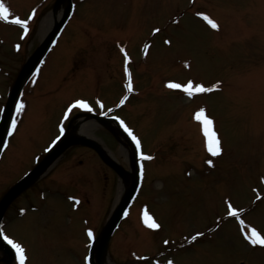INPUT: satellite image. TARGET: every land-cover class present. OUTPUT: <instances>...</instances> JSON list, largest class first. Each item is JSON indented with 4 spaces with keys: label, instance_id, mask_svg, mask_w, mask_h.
I'll return each instance as SVG.
<instances>
[{
    "label": "rangeland",
    "instance_id": "1",
    "mask_svg": "<svg viewBox=\"0 0 264 264\" xmlns=\"http://www.w3.org/2000/svg\"><path fill=\"white\" fill-rule=\"evenodd\" d=\"M0 2L10 11L7 25L0 24L1 105L22 65L41 43L43 20L55 0ZM76 3L75 16L25 88L21 100L25 107L0 163V198L44 156L59 135L58 127L67 124L61 117L63 110L75 99H84L92 108L84 109L87 113L122 117L140 137L144 151L155 156L146 163L140 196L110 244L116 264H154L159 255L165 262L172 251L177 264H264V247L251 248L238 232L243 224L256 225L264 234V0ZM33 9L39 17L35 27L14 48L15 34L23 28L12 23V17H28ZM209 20L218 27L213 28ZM32 27L31 20L29 30ZM124 47L131 59L127 88L122 86ZM129 79L132 94L125 92ZM189 80L217 87L191 97L167 87L170 81ZM201 107L213 121L224 150L219 158L204 149L203 125L192 113ZM73 110L74 114L83 111ZM97 127L93 137L129 169L132 148L119 139L123 134L117 126L109 129L116 137ZM208 160L214 166L207 167ZM57 167L63 175L53 173ZM49 173L62 183L65 193L73 189L77 193L72 194H81L88 205L74 209L54 194H44L33 199L36 209L21 217L15 213L21 204L14 205L7 215L6 232L22 244L27 264H84L87 249L82 242H87V230L102 228L123 184L85 146L70 147ZM40 189L32 190L37 195ZM31 202L30 197L22 203ZM229 204L249 208L240 223L226 215ZM146 206L157 218L158 232H146L139 222ZM208 228L216 230L208 234ZM179 241L184 242L176 245Z\"/></svg>",
    "mask_w": 264,
    "mask_h": 264
},
{
    "label": "snow or ice",
    "instance_id": "2",
    "mask_svg": "<svg viewBox=\"0 0 264 264\" xmlns=\"http://www.w3.org/2000/svg\"><path fill=\"white\" fill-rule=\"evenodd\" d=\"M35 14V9H33L32 14L28 16L27 19H21L19 16H13L12 17V23L18 26H22L24 34H27L29 28V22L32 19V16ZM198 15H202L201 13H198ZM10 16V11L9 8L3 3L0 2V19L8 20ZM206 20L208 19L207 16L204 17ZM209 23L212 25L213 28L218 27V25L212 21L209 20ZM155 31H158L155 30ZM17 48H19V45H16ZM147 48V45H145ZM127 58V57H126ZM127 71V69H126ZM167 87L171 89H181L183 92H185L188 96H192L194 93L198 92H209L212 91L214 88L217 87V84H213L210 88L204 87L202 84H193L191 80H189L187 83L181 84V83H174V82H168ZM129 90H131V81L129 79V84H128ZM127 99V97H124L121 99L120 103L123 104L124 101ZM25 105L23 102H19L16 104V112L17 114L20 113L22 109H24ZM101 108H103V104L100 105ZM73 109H86L87 111H92L91 106L89 103L84 100V99H75L73 102H71L65 112L63 113V119L67 120L72 113ZM2 111V109H0ZM103 114V113H102ZM116 119L120 122L121 126L124 128L125 132L128 133V135L131 137L132 141L135 142L137 150L140 149L141 144L139 138L133 133V130L127 126V124L120 119V117H116ZM195 119L198 121L202 122L203 125V134L206 137V147L207 151L210 152L213 156L218 155L221 151L220 148V141L217 138V134L215 131H213L212 124L213 121L205 115V109L201 107L196 113H195ZM17 126V120L13 118L11 120V128L8 132V135L11 136L14 131L16 130ZM60 134H64V126L63 124L60 125L59 128ZM60 136L56 137V140H59ZM56 140L53 141V143L56 142ZM7 142L5 141V145ZM140 157L141 159H152L151 156L145 155L143 152H140ZM209 165L212 164L211 160L206 161ZM70 199H74L73 197H70ZM78 203V201H77ZM229 208L231 209V214L235 215L236 209H233L231 207V204H229ZM240 211H243L241 209ZM144 223L149 227V228H159V224L156 223L155 220H153L150 216L147 215V213H144ZM87 235L90 238H93V231L91 229L87 230ZM202 235V233H197L196 235L192 236V239L195 240L197 236ZM0 236H2L3 240L7 242L8 245L11 246V249L14 250L15 253V260L18 261V264H26V255H25V249L21 245V243L15 241L14 239L10 238L8 235L4 234V231L2 228H0ZM246 238L250 241L251 244L256 245V244H261L264 245V236H261L260 233L257 232L255 228H251V235H246ZM167 243V241H165ZM87 260L88 258L85 257ZM168 264H172V261H169Z\"/></svg>",
    "mask_w": 264,
    "mask_h": 264
},
{
    "label": "water",
    "instance_id": "3",
    "mask_svg": "<svg viewBox=\"0 0 264 264\" xmlns=\"http://www.w3.org/2000/svg\"><path fill=\"white\" fill-rule=\"evenodd\" d=\"M61 1H64V0H59L58 3ZM69 13H70V6H68L67 9L65 10L64 16H63L61 22H58L56 24L52 33H50V35L44 40V42L41 44V46L36 50V52L32 55V57L29 59V61L23 67V69H22V71H21V73H20V75H19V77H18V79H17V81L13 87V90L11 92L9 101L7 103V108H6L4 117H3V121L1 123L0 147H1V144L4 140L5 128H6L8 122L11 118L14 105L16 103L18 94L21 90L23 83L31 75L33 70L36 68L40 59L42 58V56L46 52L47 48L49 47V42H50L51 38L53 37L55 31H57V29L63 24L65 19L68 17ZM78 142H82V143H85L87 145L93 146L99 152V154L102 156L104 161H106L108 164H110L112 167H114L127 183H130L129 188H128L120 206L118 207V209L114 213L113 217L108 222V224L106 225L105 229L103 230V232L101 234L99 245L97 248V252H98L97 259L99 260V262L98 263L95 262L94 264H102L100 262L99 258L105 254L106 249H107V245H108L110 236L114 230V227L116 226L117 222L119 221V218L121 216L122 211L128 205L130 199L134 195V191H135V188L137 186L138 178L135 174H132V173H129V172H126L125 170H123V168H121L117 163H115L111 158H109V156L106 154L104 149L102 147H100L99 144H97L96 142H94L92 140L83 139V138L78 137L74 134L67 135L66 137H64L62 139V141L60 142V144L55 148L53 153L50 154L23 182H21L15 189L11 190L4 197V199L0 203V221L3 217L4 211H5L8 203L17 194V192L15 190L17 188H21V187L25 186V184L30 182L32 180V178H34L37 175V173L40 172L41 169L45 168V166H47L57 155H59L68 146H70L74 143H78ZM2 247L4 249H6L11 256L13 255V253L10 250H8V248L5 245H2Z\"/></svg>",
    "mask_w": 264,
    "mask_h": 264
},
{
    "label": "bare ground",
    "instance_id": "4",
    "mask_svg": "<svg viewBox=\"0 0 264 264\" xmlns=\"http://www.w3.org/2000/svg\"><path fill=\"white\" fill-rule=\"evenodd\" d=\"M62 6H60L59 8H55L53 9L52 11L48 12L49 14L44 18L43 20V24L45 25L41 31V36L44 37L45 33L47 32V29L50 28L49 24H51L52 22V16H58V15H61V11H62ZM75 13V12H74ZM68 24L66 25L65 29L63 30L61 36L63 35L64 31L66 30ZM50 32V31H49ZM61 36L59 38H61ZM58 43V42H57ZM94 122L92 120H87L86 118H83V119H78V122H77V126L79 127V132L80 133H83V134H86L88 135L89 137H92V129L94 128ZM74 130V129H73ZM144 182V180H143ZM124 187V186H123ZM143 187V185H142ZM141 187V189H142ZM140 189V191H141ZM122 194V193H121ZM120 194V195H121ZM140 194V192H139ZM138 194V195H139ZM121 197V196H120ZM138 197V196H137ZM136 197V198H137ZM136 200V199H135ZM116 233V232H115ZM104 262L107 263V261L104 259Z\"/></svg>",
    "mask_w": 264,
    "mask_h": 264
}]
</instances>
